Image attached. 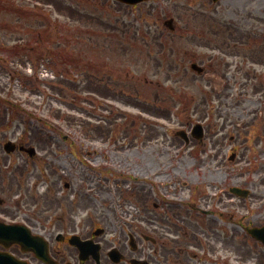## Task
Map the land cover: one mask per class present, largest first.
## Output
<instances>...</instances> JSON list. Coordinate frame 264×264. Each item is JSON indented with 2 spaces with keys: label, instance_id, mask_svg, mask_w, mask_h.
<instances>
[{
  "label": "rangeland",
  "instance_id": "374dc122",
  "mask_svg": "<svg viewBox=\"0 0 264 264\" xmlns=\"http://www.w3.org/2000/svg\"><path fill=\"white\" fill-rule=\"evenodd\" d=\"M244 1L237 16L228 11L232 7L229 0L217 4L210 0H149L135 8L115 0H0V42L24 44L36 32H42V39L47 40L42 51L50 48L52 53L49 59H43L33 52H26L28 57L23 55L22 48L19 56L0 49V117L5 118V134H26L27 141L37 149L35 159L26 164L17 153L9 158L12 166L2 172V197L8 199V205L10 200L20 198L17 208L13 204L14 210L19 209L22 218L33 213L31 221L38 227H56L59 219L77 211L81 219L88 213L94 218L98 188L108 186L116 201H124L126 187L116 184L124 178L121 174L148 163L180 165L187 171L189 176L184 179L188 184L178 183L177 190L197 203L193 212L203 207L210 209L205 203L212 197L226 196L225 184L220 183L226 180L225 171L230 176L228 182L250 187L252 200L260 206L259 202L264 201V90H252L253 73L242 70L251 65L240 47L235 57L210 49L228 37L226 19L237 18L243 31L264 34V20H259L255 12H264V0ZM33 12L42 15L35 16ZM168 15L175 18L178 30L158 37L154 21L161 22ZM212 20L216 21L215 28L209 26ZM115 34L137 35L142 44L138 43L139 49L118 44ZM160 39L167 41L165 48L159 49ZM168 41L174 51L167 47ZM224 48L227 49L225 45ZM213 53L217 55L213 61L220 69L232 59L234 64H240L236 70L233 63H228L230 71L224 78L225 84H236L235 89L225 85L213 90L206 74L198 75L190 69L194 59L207 60ZM95 58L101 59L103 73L111 70L112 81L107 85L103 83L108 81L107 74L100 76V82L85 70L74 68L80 60L88 64ZM3 59L7 62L3 63ZM31 73L37 78L29 76ZM248 75L249 85L239 84ZM71 76L77 83L70 82ZM138 108L149 113L141 114ZM22 111L33 117L28 114V119ZM157 113L163 118L156 121L153 116L157 117ZM142 120L149 122L148 130L143 129ZM191 121L204 122L205 126L202 144L194 151L182 143L179 153L168 147L171 138L164 140L160 134L163 145L150 146L145 153V145L135 137L137 133L143 136L146 130L162 133L165 128L171 132L182 122ZM114 138L117 151L106 147L107 143V151L101 147L97 150L99 143L92 142L97 139L109 143ZM128 142L132 145L123 148ZM233 152L235 157L229 159ZM204 176L213 186L195 182ZM65 183L70 185L65 187ZM196 197L207 198L196 202ZM248 206L249 201L239 211L245 221L249 218ZM215 208L220 209L217 205ZM260 209L264 207L257 208ZM230 210L232 221L222 217L223 224H216L233 233L236 209Z\"/></svg>",
  "mask_w": 264,
  "mask_h": 264
},
{
  "label": "flooded vegetation",
  "instance_id": "af4514ba",
  "mask_svg": "<svg viewBox=\"0 0 264 264\" xmlns=\"http://www.w3.org/2000/svg\"><path fill=\"white\" fill-rule=\"evenodd\" d=\"M260 49L255 48V61H260ZM160 168L154 166L143 174L159 179L156 187H164V194H175L167 185L178 179L175 173L177 169L171 166V170L165 172ZM150 191L144 188L145 202L127 213V229L118 223L120 230L109 228L98 235L93 229L80 232L74 227L50 233L49 251L54 263L264 264V244L261 239L246 232L248 228L262 226L263 220L257 218L252 223L247 221L242 227L234 229L232 234L224 232L222 228L214 230L211 224H208V228H202L203 222L200 223L201 227L194 223L195 219L189 218L187 209H183L185 202H181V197H155L158 201L149 203L146 202L149 199L146 194ZM176 198L180 201H175ZM222 201L220 197L219 202ZM215 212L211 210L210 213L222 215ZM135 220H140L142 224H136ZM73 234L90 244L84 243L80 251L77 245L69 241Z\"/></svg>",
  "mask_w": 264,
  "mask_h": 264
},
{
  "label": "water",
  "instance_id": "95a60500",
  "mask_svg": "<svg viewBox=\"0 0 264 264\" xmlns=\"http://www.w3.org/2000/svg\"><path fill=\"white\" fill-rule=\"evenodd\" d=\"M6 264H15V263L7 260Z\"/></svg>",
  "mask_w": 264,
  "mask_h": 264
}]
</instances>
